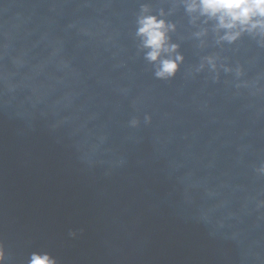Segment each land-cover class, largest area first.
Returning a JSON list of instances; mask_svg holds the SVG:
<instances>
[{
	"label": "water",
	"instance_id": "obj_1",
	"mask_svg": "<svg viewBox=\"0 0 264 264\" xmlns=\"http://www.w3.org/2000/svg\"><path fill=\"white\" fill-rule=\"evenodd\" d=\"M148 16L177 46L156 61ZM34 255L264 264V26L200 0H0V264Z\"/></svg>",
	"mask_w": 264,
	"mask_h": 264
},
{
	"label": "clouds",
	"instance_id": "obj_2",
	"mask_svg": "<svg viewBox=\"0 0 264 264\" xmlns=\"http://www.w3.org/2000/svg\"><path fill=\"white\" fill-rule=\"evenodd\" d=\"M196 5H192L195 7ZM200 6L203 12L212 16L219 14L221 27L233 28L240 25H249L252 27L264 26V0H200ZM259 16L262 19L253 20V17ZM141 27L139 34L144 39L145 47L151 48L147 53L148 59L156 61L164 50H174L177 46L172 45L171 49L166 48V25L165 21L158 20L154 16L144 17L140 21ZM234 38V37H231ZM182 57L176 59H164L160 61L158 76L171 75L177 68V63ZM32 264H54L48 255H34Z\"/></svg>",
	"mask_w": 264,
	"mask_h": 264
}]
</instances>
